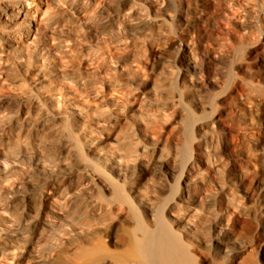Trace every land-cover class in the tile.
I'll list each match as a JSON object with an SVG mask.
<instances>
[{
    "label": "rangeland",
    "instance_id": "obj_1",
    "mask_svg": "<svg viewBox=\"0 0 264 264\" xmlns=\"http://www.w3.org/2000/svg\"><path fill=\"white\" fill-rule=\"evenodd\" d=\"M32 3L33 9L46 7L52 16V33L43 31L38 46L46 42L54 48L64 40L68 53L54 51L57 55L49 60L92 84L84 96L89 101L101 96L97 104L119 117L117 125L109 124L103 132L105 143L113 142L117 126L130 124L136 132L138 116L152 125L150 142L139 137L142 144L157 143L166 154L176 142L187 144L186 157L207 174L202 189L194 190L195 198L203 193L222 197L218 185L232 189L229 206L239 223L225 236L234 243H225V252L221 247L203 250L204 264H237L242 258L248 264H264V0ZM15 75L26 88L23 74ZM67 82L61 83L62 92H74ZM108 85L119 88L120 94L109 91ZM21 105L16 93L0 86V137L10 135L20 122ZM148 107L160 109L151 122L140 113ZM45 143L51 155L60 153V144ZM205 146L216 150V156L208 157L209 169L199 161ZM82 156L89 158L85 152ZM146 170V175L132 177L127 184L111 173L109 177L115 188H121L116 190L126 194L130 184L143 186L152 197L182 188L165 170L153 165ZM82 179L77 174L72 183ZM225 207L217 204V213ZM17 213V221L27 216L26 210Z\"/></svg>",
    "mask_w": 264,
    "mask_h": 264
},
{
    "label": "bare ground",
    "instance_id": "obj_2",
    "mask_svg": "<svg viewBox=\"0 0 264 264\" xmlns=\"http://www.w3.org/2000/svg\"><path fill=\"white\" fill-rule=\"evenodd\" d=\"M34 1L49 0H0V75H13L0 79V86L22 101L20 122L0 137V264H204V251L225 252L224 244L234 243L225 234L239 223L229 206L232 189L218 185L222 197L195 198L207 174L186 157L187 144L176 142L167 154L157 143L142 144L139 137L150 142L152 125L138 116L136 132L130 124L117 126L113 142L105 143L103 132L119 117L97 104L101 96H84L92 84L49 60L68 53L64 40L54 48L38 46L37 37L53 30L52 16L46 7L33 9ZM67 81L74 92H62ZM148 108L140 113L151 122L160 109ZM45 142L60 144V153L51 155ZM201 152L199 161L209 169L208 157L216 150L205 146ZM149 165L165 170L182 188L152 197L130 184L126 194L109 177L127 184L146 175ZM77 174L83 179L73 184ZM222 203L225 210L218 214ZM17 209L27 211L23 220L17 221Z\"/></svg>",
    "mask_w": 264,
    "mask_h": 264
}]
</instances>
